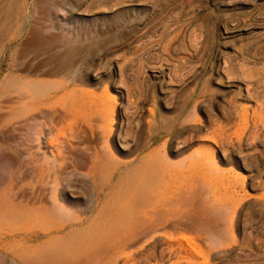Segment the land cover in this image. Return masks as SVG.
Instances as JSON below:
<instances>
[{
	"label": "rangeland",
	"instance_id": "374dc122",
	"mask_svg": "<svg viewBox=\"0 0 264 264\" xmlns=\"http://www.w3.org/2000/svg\"><path fill=\"white\" fill-rule=\"evenodd\" d=\"M6 2L0 212L26 214L43 239L55 196L89 218L97 191L111 178L118 191L154 149L184 170L165 173L173 250L124 222L79 264H264V0H26L28 26L12 29ZM40 23L44 37L30 35Z\"/></svg>",
	"mask_w": 264,
	"mask_h": 264
},
{
	"label": "bare ground",
	"instance_id": "6f19581e",
	"mask_svg": "<svg viewBox=\"0 0 264 264\" xmlns=\"http://www.w3.org/2000/svg\"><path fill=\"white\" fill-rule=\"evenodd\" d=\"M7 1L6 3L8 4L6 9L3 8L6 11L2 10L6 12V14H4L6 18L9 19L7 24L10 22V29L14 28L15 25H18L22 20H24L22 28L28 26V19L25 14L26 4H28L26 0ZM17 22L18 24H16ZM25 32H27V30ZM29 34L34 36L37 35L40 38L44 37V25L42 23L37 26L35 25L30 29ZM31 37L32 36H30V38ZM142 141L140 140L133 148H130L129 153L137 155L142 154L145 151L146 145V143ZM168 162L154 149L147 152L143 155L138 165L129 168L131 170L130 173L127 171L128 178L125 179L123 177V185L118 191H114V186L117 187V185L112 183L113 178H111L109 182L108 192L101 190L97 191L94 203L89 206L90 209L88 211L91 212L89 218L78 215L75 211L64 207L55 196L53 207L45 208L44 206L43 239H40L41 235L38 231L33 229L32 226H21L23 224H19L21 219L25 218L26 214H19L17 212L2 209V212H0V226H4L8 230L2 232L0 236V251L16 254V258L21 264H35V261L36 263H38V261H43L44 264H79L80 261L90 257L95 246H97L101 238L103 239L104 235L110 229L118 227V225L124 222H129L131 224L136 223L141 225L139 230V226L136 228L138 232L141 231L143 235L147 236L149 233L154 232L152 235L154 241H157L161 237L167 238L170 245L166 247V249H163V253L166 250L171 252L174 248V242L178 237L175 232L166 229L171 218L170 208L167 205L168 197L166 194L168 192L166 193V189L168 186L170 187L172 180H175V178L183 174L184 170L175 169L174 166L170 165L167 166ZM165 173H168V176H170L172 180H167ZM123 178L121 179L119 177L121 181ZM119 179L118 181H120ZM157 180L161 184L153 188V184ZM156 184L157 183H155V185ZM72 190L73 188L71 191ZM83 211L87 212V209L85 208ZM62 216H67L66 218L68 219H63ZM27 219L28 222L36 221L37 217L29 215L26 220ZM17 224L21 227H13V225ZM136 234L137 233L132 231L127 236L125 235V241L127 239L128 241L129 239H134ZM2 236L4 239H2ZM117 241L118 245L122 240L118 239ZM40 247H42V252H37L38 254H36L37 249ZM119 247L118 249H120ZM145 249L146 247H143L142 252H140L141 250L139 251L142 259L150 261L156 256V251L146 252ZM114 253L118 256L123 253L127 255L126 263L135 259V256H132L133 258L130 257L132 253L129 254V252H126L123 248ZM0 257L2 258L3 256ZM118 262L119 261L116 259V264H118ZM105 264H108V262Z\"/></svg>",
	"mask_w": 264,
	"mask_h": 264
}]
</instances>
